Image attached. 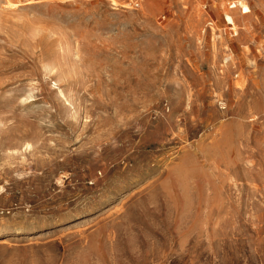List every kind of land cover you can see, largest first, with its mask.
<instances>
[{
  "label": "rangeland",
  "instance_id": "374dc122",
  "mask_svg": "<svg viewBox=\"0 0 264 264\" xmlns=\"http://www.w3.org/2000/svg\"><path fill=\"white\" fill-rule=\"evenodd\" d=\"M0 264H264V0H0Z\"/></svg>",
  "mask_w": 264,
  "mask_h": 264
},
{
  "label": "bare ground",
  "instance_id": "6f19581e",
  "mask_svg": "<svg viewBox=\"0 0 264 264\" xmlns=\"http://www.w3.org/2000/svg\"><path fill=\"white\" fill-rule=\"evenodd\" d=\"M245 7V6H244ZM226 19L228 20V21H230V22H232V17L231 16H229V15H226Z\"/></svg>",
  "mask_w": 264,
  "mask_h": 264
}]
</instances>
